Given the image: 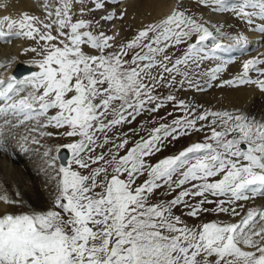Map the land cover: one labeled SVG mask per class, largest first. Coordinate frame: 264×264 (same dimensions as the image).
I'll list each match as a JSON object with an SVG mask.
<instances>
[{"label": "snow or ice", "instance_id": "snow-or-ice-1", "mask_svg": "<svg viewBox=\"0 0 264 264\" xmlns=\"http://www.w3.org/2000/svg\"><path fill=\"white\" fill-rule=\"evenodd\" d=\"M85 2L59 0V6L47 12V23L27 13L19 20L7 15L0 19V42L21 37L44 42L39 51L25 49L41 57L30 62L38 70L23 79L14 75L8 81L0 79V85H5L0 96L11 101L14 97L10 94L25 93L9 107L25 114L26 119L44 117L41 128L66 129L41 132L42 136L71 141L44 153L50 156L48 166L56 181L53 206L46 211L0 215V264H264V208L252 207L244 214L237 211V207L244 208L237 202L264 197V121L238 111L205 110L196 115L195 106L180 100L177 107L184 110L183 116L152 128L130 148L128 138L117 144L107 134L117 125L130 123L128 117L135 119L134 114L148 104H155L150 111L156 112L165 102L176 101L174 95L163 100L153 95L157 85L151 82L158 84L164 76H153L151 70L160 67L163 72L181 74L180 66L187 68L190 61L198 67L199 45L215 39L214 33L176 9L140 30L119 50L105 54L113 47V38L103 32L94 34L85 19L73 20L74 4ZM199 3L214 6V11H233L249 24L253 15L264 17V0H240L231 8L227 0ZM51 6L46 4V8ZM95 6L102 7L99 3ZM84 11L79 9L81 16ZM259 30L264 33V25ZM193 36L196 39L188 43L187 51L172 67L164 63L169 56L158 59L169 47L191 41ZM233 39L247 44L243 34ZM85 45L100 54H87ZM221 47V43L215 44V48ZM134 49L140 51L127 59ZM9 64L6 60L0 67ZM260 65H264V58L249 59L238 77L223 83L232 87L255 84L264 91V79L259 78L264 77V68ZM219 71V67L213 70V79ZM250 72H256L258 78L252 79ZM182 75L188 78L187 72ZM187 82L195 86L192 80ZM175 83L172 76L168 86ZM178 83L183 87L185 80ZM50 110H56L55 114L49 115ZM198 121L207 123L197 127ZM188 129H207L210 135L206 133L203 141L190 144L177 155L150 162L169 137L188 135ZM109 143L115 149L110 159L106 160L103 152L93 155ZM125 148L126 154L119 156ZM62 149L70 155L67 164L57 165ZM0 150H5L2 143ZM100 161L107 167L92 168ZM82 170H88L87 174ZM145 175L147 179L137 184ZM193 181L199 183H193L192 190L184 188ZM164 186L173 192L182 190L170 201L151 203V195ZM209 196L227 199L209 200ZM190 197L202 199L193 206L186 199ZM0 202L19 203L7 194L0 195ZM208 203L216 207L205 208ZM181 205L194 218L207 212L241 218L235 223L214 220L189 227L173 212Z\"/></svg>", "mask_w": 264, "mask_h": 264}, {"label": "bare ground", "instance_id": "bare-ground-1", "mask_svg": "<svg viewBox=\"0 0 264 264\" xmlns=\"http://www.w3.org/2000/svg\"><path fill=\"white\" fill-rule=\"evenodd\" d=\"M189 1H195L193 2L195 3V6L197 4L198 6L202 7L199 8L202 10V13L206 15V18L208 17L207 20H209V22L207 23H209V25H215L214 28L208 26L210 30H214L215 34H218L216 32L217 25H219L220 34L222 33V35L223 32L227 31H234L236 32V34L242 33L244 36L249 38L248 41L254 42L255 44L257 43V50H260V52H256L255 48L252 47L253 43L250 42L251 44H249L251 46L249 48H251L252 53L250 52L247 55L246 51H244L245 55L242 58L234 57L228 59H217L216 61L215 59H212L213 56L205 50L206 47L211 46V42H208L207 40L201 45H199V47L202 49V51L199 53V56L197 57L199 66L197 67V64L192 63L190 61L188 64V66H190V69H187V66V68L183 70V72L190 73L188 74V79L192 80L195 85L190 87L188 82L185 81V87H187L191 92H193L194 89H197V87H204V78L207 77L208 72H213V70L216 69L213 67L214 64L212 63H214L215 61L216 64L223 63L224 69H221L219 72H217L218 75L217 78H215L216 81L214 85H212L210 89L205 87V89L209 90V92L195 94L196 96L194 98H196L195 100L199 102L197 103V105L201 104L202 102L205 108L211 107L213 110L221 108H225L226 110L239 108L238 112L264 121V91L260 90V88L255 84H247L238 87H232L223 83L224 81L232 80L238 77L242 73V65L245 61L255 57L264 58V53H262L264 49V33L260 32L259 30L261 25H264V17H261L259 15H253L251 18L253 22L249 24L244 18L237 16L233 11H214V6H204L203 4L199 3V0ZM39 3L40 0H0V19L7 15L10 16L12 19L19 20L25 13H29V15L30 12L36 14V11L38 10L37 6L39 5ZM119 3L126 7V20L121 23V26H124L127 29L126 35H132L135 33L134 31L136 30L139 31V28L143 26L145 22L157 23L161 19L168 16L169 13L177 6L175 4L176 0H120ZM239 3L240 0H227V4L230 8L232 5L238 6ZM195 10H198V12L200 11L197 8ZM247 10L253 13L258 12L257 9L249 8ZM119 13L120 9L117 6L116 14L110 15L111 12L107 13V18L111 21L108 24L110 25L112 32L114 33L117 32V26L120 22L118 15H120L121 13ZM194 19L197 20L196 16L194 17ZM4 27L7 28V25L5 24ZM230 36L232 38L235 37V35L232 34ZM194 40L195 38L193 36L190 42ZM117 41L118 40L111 42L113 47L119 45ZM226 41L229 43H233L232 39L229 38H226ZM43 43L44 42L41 41L38 44L35 40H31L24 37L12 39L10 43L0 42V63L6 60L10 61L9 65H6L5 67H0V79H9V77L13 76V70L17 63L23 62L25 64L30 65V62L40 59L41 57L36 52H25V49L35 47L39 51ZM184 44L186 45L187 50V44ZM224 48H226L228 51H231L233 47L231 46ZM234 49L239 50L240 46L238 45V47H235ZM184 67V65L180 66V68ZM260 67L264 68V65H260ZM208 68L210 69V71L207 70ZM15 70V75H21L22 68L20 66L17 67V69ZM28 75H30V73L20 76L19 79H23ZM249 75L253 76L254 79L258 78V74L256 72H250ZM259 78L262 79V77ZM5 81L8 80L5 79ZM220 81L221 83H219ZM4 87L5 85H2V89ZM24 94L25 93H20L19 95H10L19 97L20 95ZM3 105L4 102L1 97L0 108ZM201 107L203 108V106ZM198 108L200 107L198 106ZM172 110L175 111L176 109L172 108ZM16 119H12L11 121H9L7 117H3L1 119L2 121H0V137H2L3 133L6 135V145L3 144L2 140L0 139V143L3 144V148L5 149L0 150V195L7 194L10 199L17 200L22 204H6L4 202H0V215H4L6 213L19 214L29 211H46L53 206V201L56 195V181L52 179L53 170L51 168L48 169V166H45L47 165V163L42 162L44 160H47L48 156H45L44 153L48 148H52L53 150H55V137L41 135V132L56 133L55 128L51 126L47 128H41L39 124L41 120H39L36 122V124L38 123V127L34 129L35 131H32L27 127V125L23 123L13 125V123L16 122ZM9 123H11L12 125ZM34 140L38 142L34 143ZM30 148H33L34 151H32V149ZM35 149L37 150V152H35ZM82 171L84 172V174H87L88 170ZM199 199L202 198L199 197ZM208 199L217 200L227 198H217L209 196ZM257 200V203L252 202V200L237 202V204H245L242 210V214L246 213L249 208L258 207L259 205L260 207L264 208V199L262 200L259 198ZM212 206H216V204L208 203L204 205V207L208 209H211ZM232 207L234 206L232 205ZM223 214L225 215H222L221 213L217 214L218 218L216 219L218 221H223L224 218H226L227 220L235 219V217L233 218V216H231L230 214ZM212 216L213 215H210V212L202 213L201 215H199L198 218H191L188 214H186V217H189L191 223L195 222L198 225H201L205 222L213 221ZM219 218L223 219L221 220ZM238 218L241 217L237 216V219Z\"/></svg>", "mask_w": 264, "mask_h": 264}, {"label": "rangeland", "instance_id": "rangeland-1", "mask_svg": "<svg viewBox=\"0 0 264 264\" xmlns=\"http://www.w3.org/2000/svg\"><path fill=\"white\" fill-rule=\"evenodd\" d=\"M197 1V0H196ZM43 2V3H42ZM101 4L102 0H86L85 4L80 5V4H74L73 8L75 11V15L73 16V20L75 21L76 19H85L87 21H89L92 25L91 27V31H93L94 34L97 33V30H102L103 26H104V20H102L103 18H105L106 16H104V12L103 9L104 7H100L97 8L95 5L96 3ZM195 1H186V0H176V5H177V9L181 10V11H185L187 13V15L189 14V16L191 17H195L197 18L198 22L205 24V26H211L209 25V20L208 17L206 18V15H204V13H202V10L200 8H202L201 6H198L195 3H193ZM51 4L52 6L50 8H46V4ZM192 3V4H191ZM43 5V6H42ZM188 5V6H187ZM199 9L200 11L198 12V10H195L196 8L194 6ZM59 6V0H40L39 5L37 6V11L36 14L35 13H31V16H36L38 17L41 21L44 22H48L47 20V12L48 11H54L55 7ZM103 6V4H102ZM192 6V7H191ZM83 7L85 9L83 15H80L79 9ZM189 7V8H188ZM200 7V8H199ZM193 8V9H191ZM197 11V12H196ZM38 13V14H37ZM121 13V14H120ZM120 15H118V18L120 19V22L118 23V28H117V32H113V36L115 37V39L112 37V35L110 37H112L113 41L118 40L117 43L119 44L118 46H114L111 47L109 49L106 50L105 54H107L108 52H112V51H117L119 50L120 46L123 44H126L127 42H129L130 40H132L140 30L144 29L145 27H147V25L149 24H154V23H150V22H145L143 26H141L139 28V31H134L135 33L132 35H126L127 33V29L124 26H121V23L124 22L125 19V15H126V10H121L120 11ZM198 13V14H197ZM202 15H200V14ZM29 14V13H28ZM35 14V15H33ZM116 14V13H115ZM137 14V13H136ZM38 15V16H37ZM103 15V17H102ZM110 15H114L112 12ZM132 18V16H131ZM134 18V17H133ZM210 18V16H209ZM130 20V19H129ZM111 22V21H110ZM212 24V22H211ZM221 26V24H220ZM217 27H219V25H217ZM55 27H53L52 32L53 35L56 34ZM227 34H232L237 36L236 32L232 31H227V32H223V35L221 33V36H219V38L222 39V37H228ZM240 34V33H239ZM242 34V33H241ZM151 35V34H150ZM111 41V42H113ZM190 42V41H189ZM189 42H186V44L188 45ZM145 43H147V41H145ZM191 43V42H190ZM186 45L183 44V48L181 47L176 48L175 46L171 47L169 49L168 52L163 53L161 56L158 57V59H163V55H167L169 56L171 59L170 60H166L164 61L165 64H167V66H170L169 64H171L173 61H175L177 59V57L181 56L185 53L184 51V47ZM84 51L86 50L87 54H91V55H99L100 53L96 50H93L91 47L85 45L84 46ZM135 51H140V49H134L133 51L129 52V55L127 57V59H131V56L134 54ZM146 51V49H145ZM184 68H180V73H184L183 70ZM187 69H190V66H188ZM152 75L153 76H159L161 73H163L164 79L159 81V83L157 84V81H152L151 83L156 84V88L155 91L153 92L154 96H158L161 98V100H163V98L167 97L168 95H174L176 97V101H172V102H165L164 107L159 108L158 111L156 112H152L150 111L151 108L155 107V104H148L145 107V110L140 112L138 115H135V119H133L132 117H128V120H130V123H123L121 125H117L114 129H112L111 131H109L107 134L109 137L112 138V140L115 141V143H120V140L122 138H128L129 139V145L127 147H131L133 145L134 142L138 141L140 139V137H147L148 135V131L151 130L152 128L158 127L159 124L161 123H165V124H171L173 119L177 118V117H181L183 116L184 110L180 109L179 107H177V102L180 100H184L187 104L192 105L193 103H195L197 105V103H199L198 101H196L194 98L196 95L195 94H200V93H204V92H209V90H206L205 87L207 85H211L213 84V82H215L216 80L211 78V77H206L204 78V87H197V89H194L193 92H191L187 87H185V85L183 87L180 86V84L178 83L181 80H185L187 82V79H185V77L181 74H177V73H166L163 72V69L160 67H155L152 70ZM191 71V70H190ZM188 73V72H187ZM190 74V73H188ZM172 76H175V80L177 81V83L173 84L171 87L168 86L169 81L171 80ZM189 77V76H188ZM209 79V80H208ZM212 81V83H211ZM147 82V81H146ZM210 82V83H209ZM221 83V81L219 82ZM208 89H210V87H208ZM201 90V91H200ZM203 90V91H202ZM195 92V93H194ZM199 92V93H197ZM201 104H203L201 102ZM195 105V107H196ZM176 109L175 111L172 110ZM205 108V106H204ZM203 109L202 107L197 108L196 110V115H199L200 112L199 111ZM207 109V108H206ZM222 109V108H221ZM168 110V111H167ZM215 111H217L218 109H214ZM51 112L56 110H50ZM170 111V112H169ZM50 113V112H49ZM169 113H171V115H169ZM112 117H109V119H111ZM163 118V119H162ZM45 121L44 118L41 119V123H43ZM207 123V121H198L197 127H199L200 124H205ZM28 127V126H27ZM29 129H32L30 127H28ZM219 130V129H217ZM66 131V129H56L55 128V132H63ZM189 134L188 135H183L180 134L178 138H172L169 137L165 142L164 145L161 148V151L156 153L154 156H152L150 158V162L151 163H156L158 160L163 159L167 156H171V155H177L179 154L180 151H182L183 149H185L186 147L189 146V144L195 143V142H201L204 139L205 134L207 133L208 135H210V132H208L207 129H205L204 131H195L192 129H188ZM55 137V136H54ZM78 139V138H77ZM103 140V136L101 135V141ZM55 141V145L57 146L58 144H67L68 142H71L69 138H64V137H55L54 138ZM32 151H34L33 148ZM109 149H113V152H109ZM127 148L125 149H121L119 151V156H123L126 154ZM35 152H37V150L35 149ZM103 152L105 154V159H110L111 155L115 153V149L113 148V145L111 143L104 145L103 148H99L96 149V152L93 153V155H97L99 153ZM43 159V158H40ZM50 159V156H48L47 160H44L42 162L47 163V165H45L46 167L48 166V160ZM100 166H105L107 167V165L105 164V161H100ZM99 163L96 164L95 166H92L93 168L95 167H99ZM46 169V168H45ZM49 169V166H48ZM109 172H111V168L109 167ZM121 178H125V177H121ZM147 179V176H142L139 179H137V184H141L143 183V181ZM196 183H198V181H195ZM96 191H100V189H97ZM178 193V190L176 189V191H170V189L168 188V186H164L161 187L160 189H157L150 197V202L153 204L156 203H160V202H167L172 200L173 198H175L176 194ZM260 199H264V198H260ZM191 203V202H189ZM22 204V203H21ZM193 206L195 205L194 203H191ZM182 207V208H181ZM58 210V209H57ZM173 212L175 215H178L181 217V219L183 220V222L185 224H187L189 227H193V226H199L197 223L195 222H190L189 217H186V214L188 212V210L186 208H184L182 205L178 206L176 208L173 209ZM211 215V213H210ZM215 215V213L213 214ZM184 217V218H183ZM192 218V217H191ZM234 218V217H233ZM235 222H237V216L235 217ZM230 222H233L230 220ZM215 259V257H213ZM211 258V259H213Z\"/></svg>", "mask_w": 264, "mask_h": 264}]
</instances>
